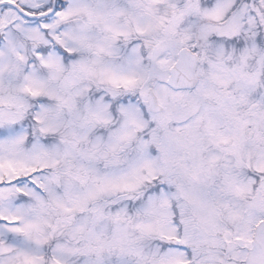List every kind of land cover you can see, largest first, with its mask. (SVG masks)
Here are the masks:
<instances>
[{
    "label": "snow or ice",
    "instance_id": "obj_1",
    "mask_svg": "<svg viewBox=\"0 0 264 264\" xmlns=\"http://www.w3.org/2000/svg\"><path fill=\"white\" fill-rule=\"evenodd\" d=\"M0 264H264V0H0Z\"/></svg>",
    "mask_w": 264,
    "mask_h": 264
}]
</instances>
